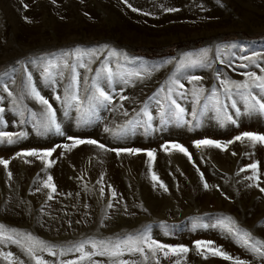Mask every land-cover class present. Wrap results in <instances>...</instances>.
I'll list each match as a JSON object with an SVG mask.
<instances>
[{
	"label": "rangeland",
	"instance_id": "1",
	"mask_svg": "<svg viewBox=\"0 0 264 264\" xmlns=\"http://www.w3.org/2000/svg\"><path fill=\"white\" fill-rule=\"evenodd\" d=\"M77 48L86 53L79 62ZM93 49L98 51L89 55ZM150 50L173 53L154 59L137 54ZM64 53L72 54L68 63L79 74V103L65 100L66 89L70 96L76 88L71 67H64ZM105 64L113 76L102 71L97 82L113 99L90 101L93 80ZM45 68L52 74L49 79ZM248 72L264 76V0H0V132L24 133L14 136L13 143L0 140V159L9 161L7 169L0 165V225L6 235L23 241L30 234L44 241L56 252L38 253L49 264L78 260L75 246L82 241H115L145 231L161 243L189 248L178 256L149 254L147 264H231L210 253L205 258L196 240H211L234 257L262 264L228 231H247L251 242L264 241V145L234 139L243 131L264 134V113L247 110V90L232 87L229 94L221 83H244ZM29 73L52 104L55 125H46L45 107L28 94ZM192 76L202 79L190 82ZM170 87L172 99L184 109L182 119L166 99ZM194 88L205 90L199 103ZM251 91L264 98V90ZM145 107L152 115L150 126ZM128 121L139 122L120 132ZM69 136L94 139L107 149L155 150V159L149 160L146 152L117 156L87 143L66 150ZM200 139L227 147L197 148L194 142ZM170 142L184 145L191 160L174 149L165 152L162 146ZM33 148H56L51 167L16 155ZM251 163L259 164V181L247 179L253 175L247 167ZM153 172L168 191L153 181ZM48 176L56 186L52 199L44 187ZM6 235L0 238V253L35 264ZM85 247L92 251L91 245ZM122 259L145 264L138 253H125ZM92 260L111 264L106 256ZM0 264L8 262L0 256Z\"/></svg>",
	"mask_w": 264,
	"mask_h": 264
},
{
	"label": "snow or ice",
	"instance_id": "2",
	"mask_svg": "<svg viewBox=\"0 0 264 264\" xmlns=\"http://www.w3.org/2000/svg\"><path fill=\"white\" fill-rule=\"evenodd\" d=\"M53 3L56 2V0H52ZM125 3H127V0H125ZM129 7H132L130 4ZM223 6V5H221ZM28 7L27 4H24V8L26 9ZM133 11H138V9L133 8ZM178 9L175 8H168L167 11H177ZM27 20L28 18L25 17ZM104 47H107L106 45ZM234 47V45H233ZM97 49H93L91 53H88L89 55H95L97 52ZM209 50H204L203 55L206 57ZM86 53L80 48L75 49V55L77 62L81 61L83 59V56ZM115 54V53H113ZM72 55L71 53H64V67L68 68L71 67L72 72L74 75L72 76L73 86L76 88V92L72 93L70 96L68 94V91L66 89L65 93V100H74L77 103L80 102V98L78 95V86H79V74L76 72V65H69L67 57ZM255 55V54H254ZM81 67H84L82 63L79 65ZM49 67H51V62H49ZM102 71L107 72V76L109 79L112 78L113 73L111 68H108L105 64L101 70L97 72V79L93 80L92 87L94 89L92 96L90 97V101H97L100 103H103L105 101L111 102L113 97L108 94L102 87H100L99 83L97 82L100 74ZM45 79H49L51 77V73L49 72L48 68H45L44 71ZM132 75L139 76L140 73H134ZM246 76H248L249 80L245 81L244 83H236L229 80H222L221 83L225 87V91L227 93H231L232 87H235L237 89H245L247 90L246 93H244V99L246 103V108L249 112L252 111H258L260 113H264V98L257 99L256 96L252 94V87L259 88L261 90H264V76L257 75L255 72H248L245 73ZM202 77L199 76H192L190 77L191 81H199ZM15 81L13 80V83ZM128 81L125 80V83ZM173 85L178 86L180 89L184 87L182 83H180L178 80L172 81ZM27 90L28 94L35 98L41 105H43L46 109L45 116H46V125H55V110L52 106V104L49 102L48 99H46L43 95H41L40 91L37 90L36 86L32 82V75L31 73L27 76ZM4 90L8 92L9 96H12V92L8 90L7 85H5ZM160 91H164V89H161ZM173 89L170 87L168 89V96L166 99H168L171 103V105L175 106V109L178 112V118L182 119L184 109L176 103L174 99L171 97V92ZM205 90L203 88L193 89V96L195 97L196 103H199L200 96ZM217 93L215 89L212 91V98L216 99ZM121 100L127 99V97L121 96ZM56 99H60L59 96L56 97ZM15 103V100L13 101ZM217 105H219V100L216 99ZM233 107H235V102H233ZM217 112L219 113L221 111V108L217 107ZM4 111L3 108H0V113ZM239 109L237 108V114H239ZM144 116L147 117L146 123L148 126L151 124L152 115L148 112L147 107L143 109ZM23 115V113H21ZM33 115H35L33 113ZM161 115L163 116V111L161 112ZM195 111H193V117L195 118ZM227 119H231V117H227ZM139 121H128L125 125L121 126L119 128L120 132H123L126 130L129 126H133L135 123H138ZM235 123V121H232ZM56 130L59 132V126H56ZM107 130V129H106ZM23 136L24 133H12L7 131L0 132V140L7 139L8 143H13V137L14 136ZM69 140L72 141L71 145L65 144L63 147L66 150H70L71 148H75L78 145L81 144H91L96 145L98 148L105 150V151H113L116 153L117 156L121 155V153H127L129 155H136L141 152H146L147 156L149 157V160L155 159V150L151 149H142L137 147H122V148H111L107 149L104 144L99 143L98 141L94 139H80L76 137L69 136ZM237 141H244L247 140L251 142L254 145L261 144L264 145V134H260L255 131H243L241 134L235 136L234 138ZM233 141H228L227 143L230 144ZM195 146L197 148L199 147H216V148H226L227 145L222 143L221 141L214 140V139H200L196 140ZM163 149L165 152L170 151L171 149H174L178 152L183 153L185 156H187L191 160V154L189 153L188 149L177 142H170L166 143L163 146ZM56 151V148H47L43 150H37L35 148L23 152H19L16 155L17 156H23V157H35L36 159H39L45 164V167H51L53 161L49 159L52 154ZM26 163L29 161H25ZM0 165H3L5 169L8 168L9 161L7 159H0ZM249 169H251L253 175L248 176L247 179L253 180V181H259L260 180V172H259V164L258 163H251L247 166ZM244 170V169H241ZM9 178H11V172L8 173ZM152 179L154 182H156L159 187L163 188L164 191H168L167 186L163 183V181L160 180V178L153 172L152 173ZM201 179L203 180V174L201 173ZM259 187V183L256 185ZM44 187L50 189L49 193V199H52V193L56 192V186L53 183V178L51 176H48L47 179L44 181ZM205 189L209 187L208 183H204ZM260 191L264 192V187L260 188ZM101 195L104 193V188L100 189ZM113 197L116 196V192L113 190L112 192ZM109 208L112 207L111 204L108 205ZM231 219V218H229ZM229 232L234 233L237 238L242 241L243 245L258 259L262 261V264H264V241L257 240L254 243L252 241L251 234L247 231L241 232L239 229H234L232 227H229ZM6 230L4 229L3 225H0V238L5 237ZM6 239L8 241H11L13 243H16L19 245L26 253L27 255L35 262V264H49L47 260H45L41 255L38 253L40 252H48L49 254L55 256L56 252L53 251V248L49 245H47L44 241L38 240L37 238L31 236L30 234L25 235L24 240L21 241L20 239H16L13 235H6ZM86 245H91L92 251L86 250ZM214 242L211 240H196L195 241V247L198 252H201L202 254H205V258H207V254H211L212 256L220 257L224 260L230 261L231 264H249L248 261L243 260L239 257H234L230 255L228 252L222 250L220 247H214ZM72 249H69L71 251ZM75 251L80 253L79 259L74 261H69L67 264H83L84 261H88L89 264H96L95 261L92 260L93 256H106L111 258V264H135L134 261H129L122 259V257L125 255V253L129 254H140L143 257V260L145 264H147V261L149 259V254L152 257H157L158 253H163L165 257H168L169 255H181L186 254L189 251V248L185 245H170L166 243H161L158 240H155L152 238V236L149 234L148 231L140 232L137 235H128L126 238H117L115 241H112L110 239L108 240H94V239H88L85 241L80 242L78 245L75 246ZM60 255H64V250L61 249ZM0 256H2L8 264H23L22 261H17L13 257V254L11 252L7 253H0ZM156 264H159V260L156 261ZM176 264H179V260H177Z\"/></svg>",
	"mask_w": 264,
	"mask_h": 264
},
{
	"label": "trees",
	"instance_id": "3",
	"mask_svg": "<svg viewBox=\"0 0 264 264\" xmlns=\"http://www.w3.org/2000/svg\"><path fill=\"white\" fill-rule=\"evenodd\" d=\"M172 53H173V51L162 53V54H158V53H156V52H154L152 50L146 51V52H137L138 56L144 57V58H149V59H154V58H157V57L171 55Z\"/></svg>",
	"mask_w": 264,
	"mask_h": 264
}]
</instances>
